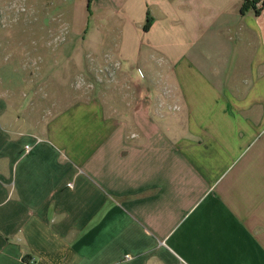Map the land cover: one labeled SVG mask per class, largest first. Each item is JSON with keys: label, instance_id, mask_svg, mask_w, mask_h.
I'll use <instances>...</instances> for the list:
<instances>
[{"label": "crops", "instance_id": "obj_1", "mask_svg": "<svg viewBox=\"0 0 264 264\" xmlns=\"http://www.w3.org/2000/svg\"><path fill=\"white\" fill-rule=\"evenodd\" d=\"M94 1L125 93L27 131L0 97V264H264V6Z\"/></svg>", "mask_w": 264, "mask_h": 264}, {"label": "rangeland", "instance_id": "obj_2", "mask_svg": "<svg viewBox=\"0 0 264 264\" xmlns=\"http://www.w3.org/2000/svg\"><path fill=\"white\" fill-rule=\"evenodd\" d=\"M121 25L94 0H0V97L6 118H19L11 128L37 130L47 114L99 90L116 92L119 103L125 90L107 56Z\"/></svg>", "mask_w": 264, "mask_h": 264}, {"label": "trees", "instance_id": "obj_3", "mask_svg": "<svg viewBox=\"0 0 264 264\" xmlns=\"http://www.w3.org/2000/svg\"><path fill=\"white\" fill-rule=\"evenodd\" d=\"M260 0H243L242 2V6H241V12L248 10V9H252L255 11V13H259L260 9H257L255 7L256 3H258ZM262 7L264 6V0H262ZM149 25V18H146V23L143 26V30H147Z\"/></svg>", "mask_w": 264, "mask_h": 264}, {"label": "built area", "instance_id": "obj_4", "mask_svg": "<svg viewBox=\"0 0 264 264\" xmlns=\"http://www.w3.org/2000/svg\"><path fill=\"white\" fill-rule=\"evenodd\" d=\"M262 0H260L258 3H256V5H255V7L257 8V9H260L261 10V8H262ZM107 60H105V62H106ZM115 66H118V64H114ZM108 69L107 68H105V69H103V71H107ZM99 71H101L102 72V70H99ZM158 84L160 85V88L163 86V89L165 90L164 92L167 94L170 90H169V88L165 85V83L164 82H162L161 83V79L158 81ZM165 96V95H164ZM159 107H162L161 106V104H159ZM167 108V110H169V111H171V112H174V111H177L178 110V106L177 105H175V104H173V105H169V106H167L166 107Z\"/></svg>", "mask_w": 264, "mask_h": 264}]
</instances>
